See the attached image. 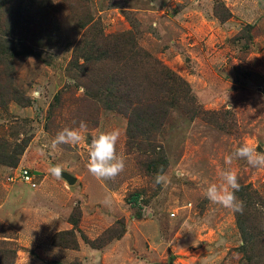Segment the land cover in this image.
Here are the masks:
<instances>
[{
  "label": "rangeland",
  "instance_id": "obj_1",
  "mask_svg": "<svg viewBox=\"0 0 264 264\" xmlns=\"http://www.w3.org/2000/svg\"><path fill=\"white\" fill-rule=\"evenodd\" d=\"M41 2H25L20 22L27 21L10 33L14 43L42 52L41 60L14 59L5 74L0 68V153L25 143L18 158H0V264H255L264 256V168L224 158L244 143L264 152V0ZM89 17L105 35L131 32L190 91L196 116L176 106L158 129L137 123L146 136L156 128L166 186L144 166L152 155L129 147L132 114L106 108L90 83L95 74L73 65L86 34L80 23ZM37 87L44 91L33 100ZM81 121V143L50 149L58 131ZM113 129L125 167L98 180L86 168L88 145ZM57 164L75 183L49 173ZM226 167L248 188L235 193L248 214L205 195L223 183ZM24 168L38 177L35 188L17 178ZM240 214L251 226L243 225L245 235Z\"/></svg>",
  "mask_w": 264,
  "mask_h": 264
},
{
  "label": "trees",
  "instance_id": "obj_2",
  "mask_svg": "<svg viewBox=\"0 0 264 264\" xmlns=\"http://www.w3.org/2000/svg\"><path fill=\"white\" fill-rule=\"evenodd\" d=\"M25 2L36 6L42 5L41 0H0V68L4 74L8 64L14 59L34 56L41 60L43 56L42 52L34 51L32 47L21 42L14 43L10 38V33L17 29L18 24L27 21L20 22L23 18L22 5ZM6 5L7 7L2 9ZM95 23L97 21L91 17L80 23L86 34L74 50L73 65L83 73L95 74L90 83L96 91L95 95L102 98L106 108L132 114L134 119L130 121L128 130L129 147L139 153L152 155L153 158L148 156L149 163L144 165L147 170L153 174L160 169L165 171L167 167L165 154L161 150L158 152V148L153 146L151 133L160 127L161 120L167 112L176 106H180L191 117L198 114L197 110L192 111L190 91H184L179 85L180 78L143 49L131 32L105 35L103 29L93 27ZM40 46L41 44L38 47ZM79 59L83 60L82 64H78ZM104 71L108 72L105 76ZM86 89L90 90L88 84ZM138 122L146 126L156 124L157 127L148 128L150 135L146 136L145 129L137 128ZM139 135L143 137L142 139L150 141L144 144ZM24 144L15 146L10 152L3 148L0 158H18L24 151ZM146 146L151 147V150L148 151ZM247 191L248 188H241L240 196ZM244 207L247 213L249 207L245 203ZM238 224L245 235L243 225L247 223L241 219V214ZM263 261L262 253L258 255L255 264H264Z\"/></svg>",
  "mask_w": 264,
  "mask_h": 264
},
{
  "label": "clouds",
  "instance_id": "obj_3",
  "mask_svg": "<svg viewBox=\"0 0 264 264\" xmlns=\"http://www.w3.org/2000/svg\"><path fill=\"white\" fill-rule=\"evenodd\" d=\"M153 26L156 27L155 24ZM43 91V88H34L30 91L29 96L33 100H40ZM86 128L87 125L84 121L79 123L78 128H63L52 138L49 145L50 149L54 151L61 145H78L85 139L82 133ZM119 136V130L113 129L111 131H101L92 137L88 145L86 168L96 179L113 180L124 170L125 161L116 152V144ZM224 159L226 165H231L234 159H244L248 165L254 168H264V152H258L256 148L247 143L237 147L232 153L226 155ZM48 171L52 176L59 178L62 173V168L57 164L50 166ZM219 175L223 183L219 186L215 183L210 184L205 190L207 199L233 212L243 213L244 203L235 194L240 190L237 174L231 168L226 167ZM177 176L178 178L182 177V173H177ZM168 182V175L163 169H160L155 174V184H163L166 186Z\"/></svg>",
  "mask_w": 264,
  "mask_h": 264
},
{
  "label": "built area",
  "instance_id": "obj_4",
  "mask_svg": "<svg viewBox=\"0 0 264 264\" xmlns=\"http://www.w3.org/2000/svg\"><path fill=\"white\" fill-rule=\"evenodd\" d=\"M17 178L32 188H35L38 184L37 183L38 177L32 171L25 168L19 170V174L17 175Z\"/></svg>",
  "mask_w": 264,
  "mask_h": 264
},
{
  "label": "water",
  "instance_id": "obj_5",
  "mask_svg": "<svg viewBox=\"0 0 264 264\" xmlns=\"http://www.w3.org/2000/svg\"><path fill=\"white\" fill-rule=\"evenodd\" d=\"M61 176L65 178L70 184L75 183V180L71 178L68 174L61 173Z\"/></svg>",
  "mask_w": 264,
  "mask_h": 264
}]
</instances>
